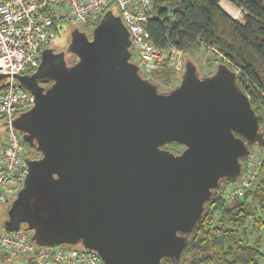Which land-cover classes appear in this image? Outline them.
Wrapping results in <instances>:
<instances>
[{
    "label": "water",
    "instance_id": "obj_1",
    "mask_svg": "<svg viewBox=\"0 0 264 264\" xmlns=\"http://www.w3.org/2000/svg\"><path fill=\"white\" fill-rule=\"evenodd\" d=\"M70 35L72 64L45 48L34 72L14 75L33 104L13 125L39 155L26 158L3 228L24 225L40 245L80 244L104 264H178L206 201L264 144L262 116L225 63L200 75L186 60L179 83L160 90L110 9L90 37Z\"/></svg>",
    "mask_w": 264,
    "mask_h": 264
},
{
    "label": "trees",
    "instance_id": "obj_2",
    "mask_svg": "<svg viewBox=\"0 0 264 264\" xmlns=\"http://www.w3.org/2000/svg\"><path fill=\"white\" fill-rule=\"evenodd\" d=\"M230 1L240 8V18L228 14L220 6V0H151L153 13L145 27L155 46L182 51L194 63L202 50L222 56L210 64L225 63L236 71L239 86L247 93L255 112L262 116L261 125L264 123V0ZM107 9L119 16L112 5L104 11ZM69 22L61 21L52 29L57 33L63 23ZM181 74V70H175L164 59L148 77L166 91L177 84ZM164 147L180 149L181 145L170 143ZM244 160L242 157L241 161ZM236 179L224 180L221 188L206 201L178 264H259L260 258H264V251L259 248V241L264 238V157L243 195L228 200L226 187ZM162 263L174 262L165 258Z\"/></svg>",
    "mask_w": 264,
    "mask_h": 264
},
{
    "label": "built area",
    "instance_id": "obj_3",
    "mask_svg": "<svg viewBox=\"0 0 264 264\" xmlns=\"http://www.w3.org/2000/svg\"><path fill=\"white\" fill-rule=\"evenodd\" d=\"M108 5L117 8L129 30L131 59L138 61L141 72L149 75L164 59L172 64V47L155 46L145 27L153 13L151 0H0V74L7 75L0 79V117L6 127V138L0 140L1 212L11 205L12 187L7 181L22 182L27 173L25 142L13 120L33 104V96L19 85L14 75L38 67L42 50L56 35L54 24L68 20L76 24L74 28L93 30L96 19ZM263 157L264 144L250 149L243 172L226 187L228 200L243 195ZM31 235L24 225L15 231L5 230L0 220V264H104L94 250L76 247L77 244L40 245Z\"/></svg>",
    "mask_w": 264,
    "mask_h": 264
},
{
    "label": "rangeland",
    "instance_id": "obj_4",
    "mask_svg": "<svg viewBox=\"0 0 264 264\" xmlns=\"http://www.w3.org/2000/svg\"><path fill=\"white\" fill-rule=\"evenodd\" d=\"M114 10H117L116 7H114ZM241 10L240 8L237 6V8H234V13H231V14H235V18H240L242 16L241 14ZM76 24H74L73 22H69V23H63L62 24V29L59 30V32L56 33V35L52 38V41H51V44L50 46H55V47H58V48H63V52L64 51H67L66 50V46L68 45L69 41H70V38H71V31H72V28L74 29V26ZM81 30H83L89 37L91 36L92 34V30H86L84 27H81ZM170 53H171V56H172V61L170 64L175 70H181L182 73H183V69H184V63L186 60H189L187 58L184 57V54L182 51H177L175 50L174 48L170 49ZM67 53V52H66ZM217 55V56H216ZM213 54L212 51L206 49V50H202V54L198 55L196 57V62L199 64L200 67H198L196 64L197 63H194L196 65V67L198 68L199 70V74L200 75H206V74H209L211 73L212 71H214L216 69V65L214 64H210V62L213 60V59H219V57H222L220 56L219 54L216 53ZM75 56L72 55V54H69L67 53L66 54V61L68 64H72L73 61L75 60L74 59ZM138 63V61H136ZM234 70V69H233ZM143 76L145 77H148L149 75H147V73H144V72H141ZM180 81V80H179ZM176 82L177 84L179 83ZM164 89L168 88V86L166 87H163ZM263 126L264 127V123H262L260 125V130L262 131L263 128L261 127ZM6 138V127H5V124H4V121L3 119L0 117V140H4ZM258 146V145H257ZM168 148L169 150L173 151V152H178L180 149L179 148H175V147H166ZM25 154H26V158H35L34 156L36 155V151L32 148H30L26 143H25ZM245 160H246V156H245ZM244 161H242V163L244 164ZM9 187H12L11 189H9L10 191V194L11 195H14L16 194V192L18 191V189L21 187V184L22 182L21 181H15L14 179H11V180H8L7 183H6ZM1 209L2 207H0V220L3 221L4 219L7 218V210L4 209L2 212H1ZM263 218H264V214L262 215ZM251 236H253V234H251ZM76 247H81L80 244H77ZM259 248L264 251V238L261 239V241H259ZM259 264H264V258H260L259 260Z\"/></svg>",
    "mask_w": 264,
    "mask_h": 264
},
{
    "label": "flooded vegetation",
    "instance_id": "obj_5",
    "mask_svg": "<svg viewBox=\"0 0 264 264\" xmlns=\"http://www.w3.org/2000/svg\"><path fill=\"white\" fill-rule=\"evenodd\" d=\"M78 29V28H77ZM80 31H82V32H84L83 30H81V29H79ZM85 33V32H84ZM86 34V33H85ZM87 35V34H86ZM70 42V41H69ZM68 45H69V43H68ZM68 45L66 46V50L67 51H64L63 52V48H58V47H55V46H48V47H46V48H49V49H52V51L54 52V53H60V52H62L63 53V55H64V59L66 60V54L67 53H69V54H72V55H74L75 56V54L74 53H72V52H70V51H68ZM67 52V53H66ZM74 59H76V56H75V58ZM75 61V60H74ZM73 61V62H74ZM40 62H41V60H40ZM40 62H39V64H40ZM67 62V61H66ZM68 64V63H67ZM39 66V65H38ZM37 69V68H36ZM35 69V70H36ZM34 70V71H35ZM34 71H26V72H24L23 74H30V73H32V72H34ZM213 72V71H212ZM39 83L42 85V86H44V87H46L47 85H49L50 84V82L49 81H46V80H39ZM184 147L181 145V147H180V150L178 151V152H180L182 149H183ZM39 155V153L38 152H36V155L34 156V157H37ZM14 196H15V194L14 195H11L10 194V203L12 202V200H13V198H14Z\"/></svg>",
    "mask_w": 264,
    "mask_h": 264
},
{
    "label": "crops",
    "instance_id": "obj_6",
    "mask_svg": "<svg viewBox=\"0 0 264 264\" xmlns=\"http://www.w3.org/2000/svg\"><path fill=\"white\" fill-rule=\"evenodd\" d=\"M219 4L228 14H230L233 17L236 16L235 14L233 15L231 13H234V8H237V6L234 3H232L230 0H220Z\"/></svg>",
    "mask_w": 264,
    "mask_h": 264
}]
</instances>
